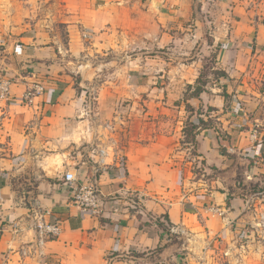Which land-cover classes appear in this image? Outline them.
Returning <instances> with one entry per match:
<instances>
[{"label":"crops","instance_id":"0c3cea01","mask_svg":"<svg viewBox=\"0 0 264 264\" xmlns=\"http://www.w3.org/2000/svg\"><path fill=\"white\" fill-rule=\"evenodd\" d=\"M72 1H62L69 15L64 23L72 22L76 4ZM88 1L93 9L86 14L93 24L102 23L99 16L107 3ZM23 6L21 0H0V76L13 81L11 98L0 100V264H222L228 250H238L240 264H249L252 214L239 199L208 189L212 178L187 185L183 171L187 164L177 152V130L130 132L127 144L109 152L108 166H99L97 174L96 165H75L68 156L75 147L85 146L86 155L96 158L86 145L94 135L85 129L88 100L71 83V75L61 72L64 68L56 59L59 47L49 43V34L40 27H24L43 25L49 18L42 14L30 21L21 12ZM51 6L44 3L41 8ZM233 7L239 11V32L231 24L227 30L226 23L218 31L213 28L211 41L202 40L205 45L201 48V57L210 56L216 43H224L215 52L219 60L215 69L228 76L213 95L204 91L194 97L197 105L219 108L225 103L222 89L239 92L249 85L251 73L258 78L259 98L255 100L264 101V0H236ZM253 23L255 33L251 34ZM221 28L226 33L219 34ZM237 37L239 48L234 49L232 41ZM111 68L113 75L118 72V66ZM122 71L132 88H153L144 71L139 76L136 69ZM35 84H41L43 92L29 104L22 102L26 88ZM144 101L159 105V123L164 118L161 111L171 105L162 96L145 97ZM151 113L146 111L144 122ZM260 120L264 125V115ZM214 133L211 129L199 131L198 151L207 164L220 166L223 160L216 153ZM257 170L264 171V163ZM67 171L101 190L105 197L96 209L85 210L72 202L71 189L63 180ZM35 204L49 212L47 220L61 223L58 237L39 242L31 216Z\"/></svg>","mask_w":264,"mask_h":264},{"label":"rangeland","instance_id":"374dc122","mask_svg":"<svg viewBox=\"0 0 264 264\" xmlns=\"http://www.w3.org/2000/svg\"><path fill=\"white\" fill-rule=\"evenodd\" d=\"M21 1L24 4L21 12L28 20L42 14L49 18L43 25L24 27H40L49 34V43L60 48H57L56 59L58 66L64 68L61 72L71 75V83L88 100L85 106L89 121L85 129L94 135H90L86 145L91 147L96 158L86 155L85 146L75 147L68 154L75 165L83 166V162L96 165L94 173L97 174L101 171L99 166H108L109 152L113 154L114 148L123 149L127 144L130 132L150 128L177 130V152L187 164L183 170L184 177L192 182L188 181L187 185L196 186L193 182L212 178L214 180L206 186L208 189L228 193L243 203L242 206L253 216L249 224L254 231L249 264H264V225H261L264 171L257 170L264 162L256 163L250 149L255 124L261 126L262 135L259 137L264 140V125L260 120L264 115V107L260 108L264 101L257 103L255 100V97L259 98L255 87L257 75L251 73L249 85L239 92L231 90L232 93H228L222 89L225 103L219 108L197 105L192 101L204 91L213 95L212 91L217 86L221 87L220 81L228 76L215 69L219 62L215 52L223 49L224 43H216L210 56L201 57V48L205 45L203 43L211 41L213 28L218 31V27H225L226 23L227 30L231 24L239 32V11L233 7L236 0H99V3L104 1L107 4L100 12L99 22L102 23L97 25L86 14L93 9L88 0L72 1L76 4L71 13V24L63 21L69 16L63 10V0H48L50 3L47 0ZM44 3L52 6L44 10L41 8ZM254 26L253 23L251 34L255 33ZM223 33L226 30L219 32ZM238 40L237 37L232 41L234 49L239 48ZM195 61L198 65L194 64ZM117 66L118 72L113 75L111 67ZM123 69L129 72L136 69L138 76L140 71H144L143 76L152 82L153 88H132ZM240 94L244 96L242 99L238 96ZM160 96L171 100V105H166V112L161 111L164 118L159 123L156 115L160 111L159 105H150L144 98ZM133 98L138 101L134 103ZM103 99L105 101L101 102ZM146 111L152 113L144 122ZM149 120L153 123H148ZM104 129L117 132V137L109 135L111 132L104 133ZM204 129L215 132L216 153L223 160L220 166L207 164L198 151L197 135ZM100 140L102 145H98ZM247 147L249 150H245ZM101 150L105 154H101ZM57 156L60 160L61 155ZM102 158L105 162L101 161ZM23 175L29 176V173ZM77 180L84 183L79 177ZM26 187L21 185L23 189ZM91 187L96 194L105 197L96 185ZM223 257L222 264H240L238 250L235 253L228 250Z\"/></svg>","mask_w":264,"mask_h":264},{"label":"built area","instance_id":"2783aa9c","mask_svg":"<svg viewBox=\"0 0 264 264\" xmlns=\"http://www.w3.org/2000/svg\"><path fill=\"white\" fill-rule=\"evenodd\" d=\"M12 79L0 76V100L8 101L11 98V85ZM44 87L41 84H35L34 86L27 87L25 92L21 96L22 102L29 104L37 93L43 92ZM261 126L255 124L252 127L251 134V151L253 152L256 163L264 162V140L259 135H262ZM101 154H105L101 150ZM101 161L105 160L102 158ZM63 180L65 184L71 189L72 202L82 209H96L102 202V194H96L91 185L85 182L80 184L77 180V174L72 171H67ZM213 210V209H212ZM48 211H44L38 204L34 205L31 216L33 217V226L36 229L40 241L44 239H54L61 233V223L59 221L47 220ZM261 225H264V214H262ZM173 233H178L179 230L172 229Z\"/></svg>","mask_w":264,"mask_h":264}]
</instances>
